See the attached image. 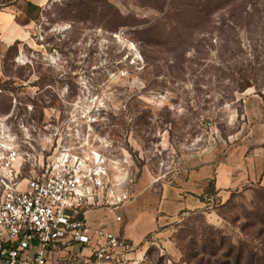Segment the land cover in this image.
Returning <instances> with one entry per match:
<instances>
[{"label":"rangeland","instance_id":"obj_1","mask_svg":"<svg viewBox=\"0 0 264 264\" xmlns=\"http://www.w3.org/2000/svg\"><path fill=\"white\" fill-rule=\"evenodd\" d=\"M0 136L23 175L61 148L99 152L126 204L164 189L202 202L135 243V264H264V188L246 179L264 165V0H0ZM220 168L243 177L227 198L188 184Z\"/></svg>","mask_w":264,"mask_h":264},{"label":"built area","instance_id":"obj_2","mask_svg":"<svg viewBox=\"0 0 264 264\" xmlns=\"http://www.w3.org/2000/svg\"><path fill=\"white\" fill-rule=\"evenodd\" d=\"M110 168L99 152L61 148L23 175L17 142L0 136V264H135L133 241L87 221L129 201L125 176Z\"/></svg>","mask_w":264,"mask_h":264},{"label":"crops","instance_id":"obj_3","mask_svg":"<svg viewBox=\"0 0 264 264\" xmlns=\"http://www.w3.org/2000/svg\"><path fill=\"white\" fill-rule=\"evenodd\" d=\"M29 1L35 5L42 6L47 0H24ZM21 30L17 26L7 36V41H11L20 35ZM207 178H212L215 190L219 196L224 199L228 197L230 188L236 187L243 177L238 178L231 172L224 169L205 170L200 173L190 175L188 184L198 185V180L201 181ZM253 182L258 183L264 188V165L260 167L257 173L247 177ZM185 183L183 186H185ZM204 186V185H203ZM182 190L164 189L159 194L150 193L147 195H139L133 201L120 207V212L123 215V221L117 222L113 219V213H109L108 217L101 219V224L106 226L109 230L123 235L134 243L142 241L146 235L153 233L157 224L165 222L171 215H174L179 210L185 207H199L202 202L193 196H188L181 193ZM192 192H194L192 190ZM98 211H89L87 216L94 215Z\"/></svg>","mask_w":264,"mask_h":264},{"label":"trees","instance_id":"obj_4","mask_svg":"<svg viewBox=\"0 0 264 264\" xmlns=\"http://www.w3.org/2000/svg\"><path fill=\"white\" fill-rule=\"evenodd\" d=\"M27 7L29 8H36L38 5H35L29 1H25ZM251 84L248 80L244 79L243 78V81H241V83L239 82V85H238V91H244L245 89H247L248 87H250ZM241 257V254L238 255V257Z\"/></svg>","mask_w":264,"mask_h":264}]
</instances>
